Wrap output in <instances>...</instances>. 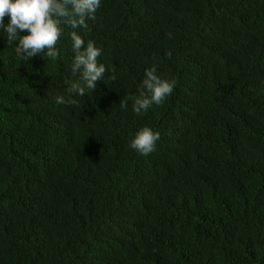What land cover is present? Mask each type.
Wrapping results in <instances>:
<instances>
[{
	"label": "trees",
	"instance_id": "16d2710c",
	"mask_svg": "<svg viewBox=\"0 0 264 264\" xmlns=\"http://www.w3.org/2000/svg\"><path fill=\"white\" fill-rule=\"evenodd\" d=\"M87 25L84 96L68 26L55 58L0 33V264H264V0H101ZM152 64L172 93L121 109Z\"/></svg>",
	"mask_w": 264,
	"mask_h": 264
},
{
	"label": "clouds",
	"instance_id": "9594fccd",
	"mask_svg": "<svg viewBox=\"0 0 264 264\" xmlns=\"http://www.w3.org/2000/svg\"><path fill=\"white\" fill-rule=\"evenodd\" d=\"M100 4L101 0H0V33L6 36L7 42L14 43L15 55L20 60L40 56L41 53L55 58L61 24L68 26L73 52L70 70L77 79L69 82L67 92L70 96H84L96 87L95 82L104 76L106 68L97 60L101 49L91 40L86 42L77 29H87V21L94 18ZM174 85V80L158 75L157 65L152 64L144 70L138 94L126 97L119 106L126 109L130 101L131 111L142 114L151 105L164 102ZM54 100L56 104L76 102L72 98L66 101L62 95L55 96ZM158 140V132L143 126L133 134L128 146L141 155H147L155 150Z\"/></svg>",
	"mask_w": 264,
	"mask_h": 264
}]
</instances>
